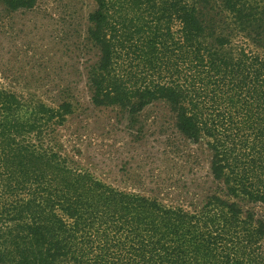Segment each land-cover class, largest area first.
<instances>
[{"label": "trees", "instance_id": "1", "mask_svg": "<svg viewBox=\"0 0 264 264\" xmlns=\"http://www.w3.org/2000/svg\"><path fill=\"white\" fill-rule=\"evenodd\" d=\"M94 1L93 103L165 100L223 194L188 210L107 185L61 150L70 102L0 87V264H264V219L235 200L264 204V0Z\"/></svg>", "mask_w": 264, "mask_h": 264}, {"label": "rangeland", "instance_id": "2", "mask_svg": "<svg viewBox=\"0 0 264 264\" xmlns=\"http://www.w3.org/2000/svg\"><path fill=\"white\" fill-rule=\"evenodd\" d=\"M95 8L94 0H37L13 10L0 0V87L50 106L73 105L56 133L70 166L165 206L200 209L224 188L212 174L206 138L183 135L165 100L136 114L93 103L89 73L100 51L88 30ZM235 200L264 219L263 203Z\"/></svg>", "mask_w": 264, "mask_h": 264}]
</instances>
